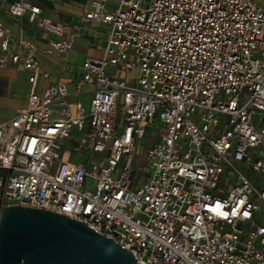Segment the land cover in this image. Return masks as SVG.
Wrapping results in <instances>:
<instances>
[{
	"label": "built area",
	"instance_id": "obj_1",
	"mask_svg": "<svg viewBox=\"0 0 264 264\" xmlns=\"http://www.w3.org/2000/svg\"><path fill=\"white\" fill-rule=\"evenodd\" d=\"M258 1L89 0L82 19L108 39L69 84L41 66L73 49L65 23L10 3V17L48 39L16 37L0 19V69L21 67L31 86L27 106L0 121V219L14 205L66 215L138 264H264V187L253 183L264 182Z\"/></svg>",
	"mask_w": 264,
	"mask_h": 264
},
{
	"label": "water",
	"instance_id": "obj_2",
	"mask_svg": "<svg viewBox=\"0 0 264 264\" xmlns=\"http://www.w3.org/2000/svg\"><path fill=\"white\" fill-rule=\"evenodd\" d=\"M0 264H138L133 253L82 222L45 209L4 206Z\"/></svg>",
	"mask_w": 264,
	"mask_h": 264
},
{
	"label": "crops",
	"instance_id": "obj_3",
	"mask_svg": "<svg viewBox=\"0 0 264 264\" xmlns=\"http://www.w3.org/2000/svg\"><path fill=\"white\" fill-rule=\"evenodd\" d=\"M13 1L3 2L0 0V19L16 37L24 36L38 44L45 45L48 39L46 34L35 26L22 23L19 19H14L8 15L9 4ZM28 1L41 6L48 16L56 17L58 15L57 17L65 23L66 35L74 40L73 49L63 59L42 57L41 66L44 71L51 74L52 82L72 83L81 75V67L88 57H100L102 55L108 39L107 30L83 21V11L89 5V0H57L55 5L49 0ZM74 26L80 30H74ZM28 77V72L21 67L9 66L0 69V105H8L13 102L11 94L17 88L21 90L25 88V92L23 91L24 93L21 92L18 95H24V99L28 98L31 87L28 83ZM47 86L48 82L40 78L38 93H42ZM69 87L72 88V86ZM87 89L92 88L87 87ZM25 107H13L7 111L12 115H7L5 120L12 118L17 110Z\"/></svg>",
	"mask_w": 264,
	"mask_h": 264
},
{
	"label": "rangeland",
	"instance_id": "obj_4",
	"mask_svg": "<svg viewBox=\"0 0 264 264\" xmlns=\"http://www.w3.org/2000/svg\"><path fill=\"white\" fill-rule=\"evenodd\" d=\"M257 3H258V5L259 4L262 5L264 2L262 0H259ZM74 30H80V28H78L77 26H74ZM109 72H110V74H113L112 70H110ZM23 91L25 92V88L23 90L17 88L11 94V98L13 99V102H11L8 105H0V121L5 120V117L7 115H12L11 113H9L7 111L11 110L13 107H18V106H24L25 107L26 106L27 98L24 99V95H22V96L18 95V94H20ZM82 99H83L85 105H87V98H82ZM152 129L154 131H156L158 129V127H155V128H152ZM67 147L70 148L69 144H67ZM81 157H82V159L88 160L90 158V155L89 154H85V155H83ZM91 159H92V163H95V164H98V165L102 164L100 157L95 155V154L91 155ZM142 166L146 167V164L143 165V157H142V154H141V156H138L136 158V162H135V165H134L135 179H136V181L138 183H140V181H143L144 178H145V172L142 171V168H141ZM245 173H250V172H249V170H247ZM253 183L256 184L257 187L258 186H262L260 189H263V187H264V182H263V184H261L260 177L257 178L256 176H254L253 177ZM95 185L96 184H95L94 181H92V180L88 181V187L89 188H93L94 189Z\"/></svg>",
	"mask_w": 264,
	"mask_h": 264
}]
</instances>
